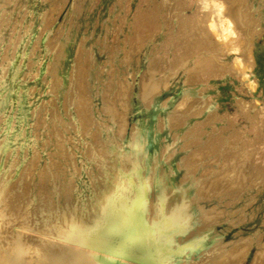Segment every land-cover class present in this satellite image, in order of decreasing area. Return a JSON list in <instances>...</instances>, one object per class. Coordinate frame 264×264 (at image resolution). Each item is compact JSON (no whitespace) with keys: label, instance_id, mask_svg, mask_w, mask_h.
Segmentation results:
<instances>
[{"label":"rangeland","instance_id":"rangeland-1","mask_svg":"<svg viewBox=\"0 0 264 264\" xmlns=\"http://www.w3.org/2000/svg\"><path fill=\"white\" fill-rule=\"evenodd\" d=\"M166 1L0 0V184L57 226L131 176L148 223L200 211L172 261L264 264V0Z\"/></svg>","mask_w":264,"mask_h":264},{"label":"bare ground","instance_id":"bare-ground-1","mask_svg":"<svg viewBox=\"0 0 264 264\" xmlns=\"http://www.w3.org/2000/svg\"><path fill=\"white\" fill-rule=\"evenodd\" d=\"M215 21H219L214 24L224 39L236 32L234 21L228 15L223 14ZM128 177L109 191L107 198L99 200L101 204L94 208L89 220L75 214L76 206L71 198H67L66 205L56 210L60 218L57 226L46 221L42 207L49 211L50 203L40 200V195V199H32L23 195L21 189L10 192L7 184H0V264H179L170 259L172 254L182 252L179 247L173 250L171 235L186 231L197 221L200 211L183 205L180 211H168L160 219L148 223L136 210V205L143 199L146 184L138 185L131 176ZM119 190L123 193L118 194ZM96 194L97 191L92 190L87 197L95 200ZM146 209L147 206L143 205L142 210ZM31 213L37 215L36 218H32ZM230 257L235 261L233 264H237L238 259ZM209 262L204 264H214ZM215 264L225 263L221 259Z\"/></svg>","mask_w":264,"mask_h":264}]
</instances>
